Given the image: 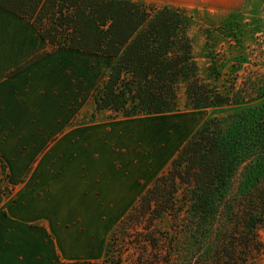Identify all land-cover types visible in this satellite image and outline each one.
<instances>
[{"label": "trees", "instance_id": "16d2710c", "mask_svg": "<svg viewBox=\"0 0 264 264\" xmlns=\"http://www.w3.org/2000/svg\"><path fill=\"white\" fill-rule=\"evenodd\" d=\"M29 20L51 49L110 58L92 91L97 111L111 118L161 114L178 106L180 86L193 107L224 109L205 119L133 207L111 230L102 264H121L135 225L173 217L155 240L139 232L163 264H255L264 225V70L220 91L200 79L189 35L190 16L178 6L131 0H0ZM48 53L44 50L17 71ZM137 241H141L137 239ZM137 242V243H138ZM145 254V261L143 255ZM149 264H154L149 261Z\"/></svg>", "mask_w": 264, "mask_h": 264}, {"label": "crops", "instance_id": "0c3cea01", "mask_svg": "<svg viewBox=\"0 0 264 264\" xmlns=\"http://www.w3.org/2000/svg\"><path fill=\"white\" fill-rule=\"evenodd\" d=\"M131 1L188 8L204 0ZM79 51L51 49L29 20L0 7V160L13 187L9 198L0 194V264H101L143 174L160 167L148 162L163 139L131 124L144 114L76 121L85 98L68 83L80 84V65L58 57Z\"/></svg>", "mask_w": 264, "mask_h": 264}, {"label": "rangeland", "instance_id": "374dc122", "mask_svg": "<svg viewBox=\"0 0 264 264\" xmlns=\"http://www.w3.org/2000/svg\"><path fill=\"white\" fill-rule=\"evenodd\" d=\"M183 9L190 16L188 32L192 39V53L201 80L216 85L220 91L226 93L232 83L239 86L244 80L253 79L258 71L264 70V0H204L197 1ZM60 58L80 65L79 77H82V81L79 85L68 83L69 88L74 86L77 93L85 98L86 113L80 118L77 117L78 119L75 118L76 121L87 122L111 118L106 111H97L94 106L92 111L88 108L94 87L106 76L110 58L84 51L72 55L63 54L58 57ZM15 72L12 71L10 74ZM178 94V106L174 111L144 114L131 119V124H144V134H155L164 141L163 145L156 149L155 154L150 153L148 162V168H154L156 162L153 160H162L160 167L150 171V174H143L144 185H142L141 193L136 196L135 202L152 184L155 177L169 167L179 148L197 127L214 113L224 110L217 107H193L186 99L183 86H180ZM121 117L124 116L117 118ZM8 176V166L0 160V194L6 199L11 196L13 190V187L9 185ZM127 212L118 218L116 225ZM173 220L171 215L166 214L159 219L152 220L148 229L144 228V221L135 225L134 232L136 233L129 238L135 242L127 243V249L122 251L121 264H140L138 261L140 259L137 257L146 242L142 236H138L139 232L149 231L157 240L162 231L171 230V226H174ZM258 232L262 248L255 264H264V225L259 228ZM137 239L141 241L138 242ZM147 245L148 260L145 259L144 254V261L146 260L147 264L149 261H153L154 264H163L161 256L159 259L155 257L156 247L150 243Z\"/></svg>", "mask_w": 264, "mask_h": 264}]
</instances>
